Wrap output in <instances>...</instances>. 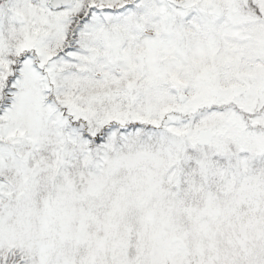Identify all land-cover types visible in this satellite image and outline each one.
Instances as JSON below:
<instances>
[{"label": "snow or ice", "instance_id": "6c2138e0", "mask_svg": "<svg viewBox=\"0 0 264 264\" xmlns=\"http://www.w3.org/2000/svg\"><path fill=\"white\" fill-rule=\"evenodd\" d=\"M0 264H264V0H0Z\"/></svg>", "mask_w": 264, "mask_h": 264}]
</instances>
